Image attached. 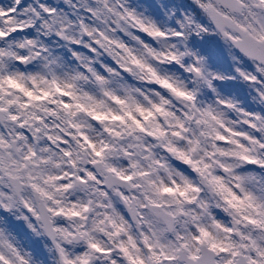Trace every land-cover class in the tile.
<instances>
[{"label": "snow or ice", "instance_id": "snow-or-ice-1", "mask_svg": "<svg viewBox=\"0 0 264 264\" xmlns=\"http://www.w3.org/2000/svg\"><path fill=\"white\" fill-rule=\"evenodd\" d=\"M0 264H264V0H0Z\"/></svg>", "mask_w": 264, "mask_h": 264}]
</instances>
